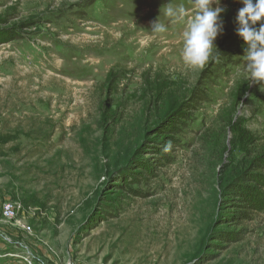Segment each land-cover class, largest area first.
I'll list each match as a JSON object with an SVG mask.
<instances>
[{"label":"rangeland","instance_id":"374dc122","mask_svg":"<svg viewBox=\"0 0 264 264\" xmlns=\"http://www.w3.org/2000/svg\"><path fill=\"white\" fill-rule=\"evenodd\" d=\"M169 3L191 7L0 0V210L20 205L11 224L45 263L264 264V84L241 72L243 5L221 0L217 49L193 69Z\"/></svg>","mask_w":264,"mask_h":264},{"label":"clouds","instance_id":"9594fccd","mask_svg":"<svg viewBox=\"0 0 264 264\" xmlns=\"http://www.w3.org/2000/svg\"><path fill=\"white\" fill-rule=\"evenodd\" d=\"M240 3L243 6L235 16V31L246 45L241 72L244 79L260 86L264 84V0H240ZM224 11L221 0H191L190 8L169 3L164 8L163 15L169 23L184 24L181 57L189 68L204 67L214 48L217 49L214 41L218 35L223 34L221 13ZM150 30L153 33H164L167 26L157 17L151 23Z\"/></svg>","mask_w":264,"mask_h":264},{"label":"crops","instance_id":"0c3cea01","mask_svg":"<svg viewBox=\"0 0 264 264\" xmlns=\"http://www.w3.org/2000/svg\"><path fill=\"white\" fill-rule=\"evenodd\" d=\"M26 239L18 226L7 225V223L6 225H0V257L8 258V261H13L15 264H26L23 256L30 257L36 264H48L42 261L26 244ZM68 261L70 260H67L65 264Z\"/></svg>","mask_w":264,"mask_h":264},{"label":"built area","instance_id":"2783aa9c","mask_svg":"<svg viewBox=\"0 0 264 264\" xmlns=\"http://www.w3.org/2000/svg\"><path fill=\"white\" fill-rule=\"evenodd\" d=\"M19 212H20V205L11 201L3 203L0 210L2 219L9 221V223H13L14 225L16 222L18 223V225H20L18 219ZM24 228L30 230V227H24ZM23 257L26 264H36L35 261L32 260L30 257H25V256ZM67 264H81V263H78L74 260H70L67 262Z\"/></svg>","mask_w":264,"mask_h":264},{"label":"bare ground","instance_id":"6f19581e","mask_svg":"<svg viewBox=\"0 0 264 264\" xmlns=\"http://www.w3.org/2000/svg\"><path fill=\"white\" fill-rule=\"evenodd\" d=\"M159 4V3H158ZM155 17L157 18V15H155ZM159 19H161V18H159ZM156 20V19H155Z\"/></svg>","mask_w":264,"mask_h":264}]
</instances>
